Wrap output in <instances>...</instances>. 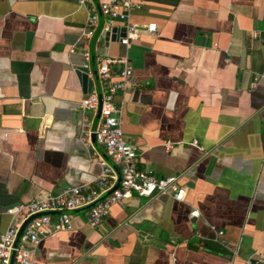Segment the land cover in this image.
<instances>
[{"label": "crops", "instance_id": "obj_1", "mask_svg": "<svg viewBox=\"0 0 264 264\" xmlns=\"http://www.w3.org/2000/svg\"><path fill=\"white\" fill-rule=\"evenodd\" d=\"M132 1L127 23L155 32L123 46L124 28L114 22L110 41L102 16L81 36L79 0H0V235L6 209L92 188L97 162L110 164L92 138L95 113L79 109L88 86L76 75L87 68L101 95L91 70L108 58L125 61L111 66L114 79L124 67L132 73L134 87L114 104L136 167L174 177L184 200L132 195L95 227L85 210L73 212L69 231L39 241L36 263L264 261V0ZM83 114L91 119L86 142Z\"/></svg>", "mask_w": 264, "mask_h": 264}, {"label": "built area", "instance_id": "obj_2", "mask_svg": "<svg viewBox=\"0 0 264 264\" xmlns=\"http://www.w3.org/2000/svg\"><path fill=\"white\" fill-rule=\"evenodd\" d=\"M104 23L101 27L102 33H110L114 22L124 28V36L119 43L126 46L130 41L137 38L139 32L152 35L155 25L138 28L127 23V13L138 8L132 0H96ZM85 6L86 21L81 36L88 38L92 29L97 24L98 14L92 0H79ZM118 28V27H117ZM87 60V59H86ZM116 63L125 64L124 60L103 59L96 67L97 81L100 85V110L95 128L92 131L94 142L102 147L110 164L98 161L100 172L93 180V187L86 185L67 187L54 196L44 198H33L24 204H19L5 210L10 217L6 230L0 235V264H9L13 254L12 264H37L34 259L35 249L39 241L46 235L56 232L69 231L71 229L70 212L88 207L86 224L95 227L103 217L108 214L112 205H121L132 195L151 198L153 196L166 195L177 202L184 200V189L177 186L174 177L156 178L151 172L140 170L135 165L136 149L125 142L122 137L119 113L120 109L114 104V96L123 94L134 87V81L130 68L124 67L119 78L114 79L112 65ZM98 105L97 92L91 89L84 96L78 106L81 112L95 113ZM91 119L81 115L79 122V139L86 142L90 133ZM196 145V141L191 142ZM165 143V148L170 147ZM95 153H92L94 156ZM119 174L118 185L110 193L113 187L112 179L114 171ZM51 215H56L54 221ZM196 211L189 213V218L196 217ZM29 217L31 218L20 233L14 246L20 225ZM217 237L222 235L216 232ZM219 243L224 245L223 242ZM231 255L235 256L232 249ZM246 264H264L261 260H249Z\"/></svg>", "mask_w": 264, "mask_h": 264}, {"label": "water", "instance_id": "obj_3", "mask_svg": "<svg viewBox=\"0 0 264 264\" xmlns=\"http://www.w3.org/2000/svg\"><path fill=\"white\" fill-rule=\"evenodd\" d=\"M92 2H93V4L95 5V8H96V11H97L98 16H101L100 11H99V7H98V4H97V1H96V0H92ZM113 32H114L113 29H111L110 33H103V35H104V37H106L107 39L109 38L110 41H113ZM91 73H92V75H93V77H94V80H97V76H96V68L93 67L92 70H91ZM87 74H88V70H87V68H78L77 71H76V75H78V76L81 78L82 82H83V83L87 82L88 93H89L90 90H91V81H87V80H86V76H87ZM97 96H98V105H97V109H96V112H95V119H96V121H97V118H98V116H99V110H100V94L97 93ZM44 124H46V122H45ZM92 138H93V135H92ZM116 174H117V182H116V184L111 188V190H109L106 194L110 193L113 189H115V188L117 187V185H118V181H119V174H118V172H116ZM88 207H90V206H85V207L82 208V209H78V210L72 211V212H70V214L73 213V212L84 211V210H86ZM31 218H33V217H29L28 219H26V220L20 225V227H19V229H18V232H17V235H16V238H15V240H14V244H13L14 246L16 245V243H17V239H18L20 233L22 232L24 226L26 225V223H27ZM12 263H13V254H11V257H10V260H9V264H12Z\"/></svg>", "mask_w": 264, "mask_h": 264}]
</instances>
